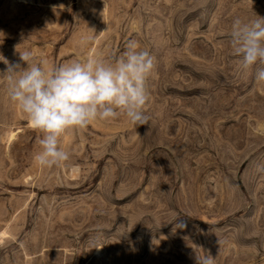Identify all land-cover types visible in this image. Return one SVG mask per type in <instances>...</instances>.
Wrapping results in <instances>:
<instances>
[{"label":"rangeland","instance_id":"rangeland-1","mask_svg":"<svg viewBox=\"0 0 264 264\" xmlns=\"http://www.w3.org/2000/svg\"><path fill=\"white\" fill-rule=\"evenodd\" d=\"M256 15L264 0H0V59L109 63L128 41L155 58L148 124L70 129L52 168L0 61V264H264V82L229 36Z\"/></svg>","mask_w":264,"mask_h":264},{"label":"clouds","instance_id":"clouds-1","mask_svg":"<svg viewBox=\"0 0 264 264\" xmlns=\"http://www.w3.org/2000/svg\"><path fill=\"white\" fill-rule=\"evenodd\" d=\"M230 47L243 70H252L264 82V17L244 21L234 18ZM154 56L128 41L119 56L105 63L94 58L56 65L51 71L35 62L30 51L19 53L20 62L0 59L10 81L8 97L27 116L30 126L41 133V151L35 160L42 168L58 167L70 159L60 147L64 133L85 128L97 119L125 115L133 125L148 124L144 107L149 99L147 80L154 69ZM22 62V63H21ZM257 65H260L257 69ZM264 172V165L258 166ZM186 225L178 222L175 229ZM196 264H215L211 255L196 256Z\"/></svg>","mask_w":264,"mask_h":264},{"label":"bare ground","instance_id":"bare-ground-1","mask_svg":"<svg viewBox=\"0 0 264 264\" xmlns=\"http://www.w3.org/2000/svg\"><path fill=\"white\" fill-rule=\"evenodd\" d=\"M4 232H2V234H3Z\"/></svg>","mask_w":264,"mask_h":264}]
</instances>
